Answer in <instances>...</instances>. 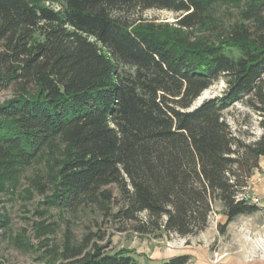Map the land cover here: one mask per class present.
Instances as JSON below:
<instances>
[{
  "label": "trees",
  "instance_id": "obj_1",
  "mask_svg": "<svg viewBox=\"0 0 264 264\" xmlns=\"http://www.w3.org/2000/svg\"><path fill=\"white\" fill-rule=\"evenodd\" d=\"M224 1L238 0H0V89L14 88L0 103V182L16 184L40 154L63 146L47 205H97L120 232L133 223L143 235L187 238L208 228L218 203L227 219L221 232L264 209L240 199L260 169L264 134L246 142L224 115L243 103L264 130V0H248L224 35L188 37L209 28L211 8ZM151 9L180 14L177 27L158 32L130 19ZM221 80L223 93L195 107ZM8 224L0 215V228ZM40 229L50 239L58 225ZM105 237L99 230L81 243L67 239L49 257L57 254L60 264L193 260L142 263L132 250L100 244Z\"/></svg>",
  "mask_w": 264,
  "mask_h": 264
},
{
  "label": "rangeland",
  "instance_id": "obj_2",
  "mask_svg": "<svg viewBox=\"0 0 264 264\" xmlns=\"http://www.w3.org/2000/svg\"><path fill=\"white\" fill-rule=\"evenodd\" d=\"M248 0L224 1L216 4L210 10L211 25L189 33L188 37L194 42L197 38L207 36L213 38L224 35L243 16ZM49 5V4H48ZM56 7V5H53ZM180 14L151 9L135 12L130 15L132 21L138 20L148 26L166 27L174 30ZM213 35V36H212ZM226 88L221 80L212 85L195 102L194 106L203 101L220 96ZM14 88L0 89V103L12 98ZM225 118L235 135L246 142H254L263 134L260 126L262 117L259 113L243 103H236L225 111ZM65 159L64 147L54 150L47 149L40 154L29 166L21 170L18 182L12 184L6 180L0 182V215L9 219L5 228H0V264H60L59 256L49 257V251L61 248L69 239L74 243H81L89 233L105 234V240L100 244L110 243V248L119 250L127 248L134 253L142 252L151 255V250L178 249L193 243L195 247H205L216 259L224 253L240 251L258 241H264V211L260 210L252 215L238 217L221 232V226L227 221L221 204H216L210 216L208 228L195 236L181 238L171 234L162 238L137 233L128 223L125 231H118L116 223L101 214L97 205H86L76 210H62L48 206L47 200L52 196L60 163ZM117 204L120 198L118 188L111 186ZM246 191L252 192V189ZM262 201V200H261ZM263 202V201H262ZM261 207V206H260ZM145 217V214L141 215ZM56 222V235L50 239L42 238L40 227L44 223ZM263 239V240H262ZM259 242V243H260ZM262 243V242H261ZM21 245V246H20ZM260 245V244H259Z\"/></svg>",
  "mask_w": 264,
  "mask_h": 264
},
{
  "label": "crops",
  "instance_id": "obj_3",
  "mask_svg": "<svg viewBox=\"0 0 264 264\" xmlns=\"http://www.w3.org/2000/svg\"><path fill=\"white\" fill-rule=\"evenodd\" d=\"M248 189H252L253 191L251 193H255L263 201L261 207L264 208V158L261 159L260 169L256 170L252 176ZM259 242L251 246H246L241 251L239 249L231 253H224L216 259L210 254L209 249L195 247L193 243L189 244L188 242L187 245L178 247V249H170L167 251L159 248L156 251L151 250V255H144V253L138 251L134 254L142 263L159 262L178 255L188 254L193 257L190 264H264V241H261L262 243Z\"/></svg>",
  "mask_w": 264,
  "mask_h": 264
},
{
  "label": "built area",
  "instance_id": "obj_4",
  "mask_svg": "<svg viewBox=\"0 0 264 264\" xmlns=\"http://www.w3.org/2000/svg\"><path fill=\"white\" fill-rule=\"evenodd\" d=\"M240 199L258 206H261L262 204L261 199L255 193H251L249 191H245L244 193H242L240 195Z\"/></svg>",
  "mask_w": 264,
  "mask_h": 264
}]
</instances>
